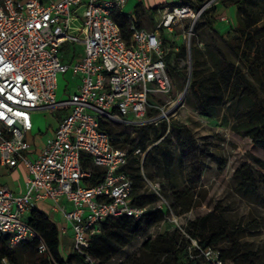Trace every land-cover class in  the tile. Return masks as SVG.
I'll return each mask as SVG.
<instances>
[{
  "label": "built area",
  "instance_id": "2783aa9c",
  "mask_svg": "<svg viewBox=\"0 0 264 264\" xmlns=\"http://www.w3.org/2000/svg\"><path fill=\"white\" fill-rule=\"evenodd\" d=\"M126 1L0 0V163L20 164L27 171L23 192L0 185V234L8 237L10 248L37 239V251L52 258L25 218L31 207L48 202L65 220L57 227L61 241L69 239L70 252L81 255L85 264H95L87 249L102 223L122 215L139 220L149 209L133 203V181L125 169L131 156H140L141 164L144 150L137 146L130 152L117 146L119 137L101 129L100 123L169 126L184 93L168 105L152 103L172 89L166 64L171 49L162 33L182 27L187 51L195 23L220 0H177L158 9L152 29L130 22L127 39L114 17ZM76 43L83 45L80 55ZM65 44L70 47L68 58L60 57ZM188 55L189 51L178 64H185ZM68 71L79 84L58 98V75ZM62 109L66 113L54 132L32 155L26 138L33 126L32 113ZM98 172L101 179L92 183ZM151 187L161 196L159 183ZM158 208H164L165 219L188 238L191 259L231 264L217 248H203L190 237L166 201ZM0 264L10 262L3 257Z\"/></svg>",
  "mask_w": 264,
  "mask_h": 264
},
{
  "label": "rangeland",
  "instance_id": "374dc122",
  "mask_svg": "<svg viewBox=\"0 0 264 264\" xmlns=\"http://www.w3.org/2000/svg\"><path fill=\"white\" fill-rule=\"evenodd\" d=\"M245 7L247 14L243 13L242 18L250 17L254 21L250 30L253 31L256 42L244 43V46L251 52H256L258 48L264 54V0H245ZM226 8L225 4L219 2L211 8L210 13L203 15L195 23L189 41L190 48L187 47V62L181 65L177 63V70L168 68L172 89L166 95H157L152 101L156 105L164 106L169 101H177L184 93L176 113L171 118V124L164 131V144L172 152L173 159H178L181 155L180 166L175 163L174 167L177 173L173 171L175 175L165 176L157 165H151L150 169L144 167L145 178L142 175L138 191L145 195L144 204L152 208L163 205V201L170 205L164 190L171 186L172 181L177 184L189 183L194 186L200 204L182 214H176L172 208L182 229H185L189 220L214 211L229 229L237 231L236 242L252 250L258 264H264V167L256 162V159L264 161V149L253 146L251 139L244 133L231 129L232 124L250 120L258 111L264 112V80L253 77L242 66L225 38L227 33L234 35L237 32L236 11L231 22L226 16V30L219 31L220 22L216 16H225ZM72 26L73 31H76L77 21H72ZM162 34L171 51H178L181 45L186 47L182 27H175L172 32L165 31ZM82 49V44H75L78 54H81ZM68 50L70 47L61 49L60 57L68 58ZM65 74V77L58 75L60 88L65 86L70 72ZM192 79L199 83L202 92L208 94V100L216 105L215 118L202 113L197 96L190 86ZM72 92L73 89L68 87L64 94ZM155 112L150 110V114ZM38 114L43 117V121L45 112ZM173 124L178 128L172 127ZM116 129L123 133V137H134L131 135V126H116ZM128 144L130 141L127 140L125 145ZM241 166L251 173L254 182V187H250L248 191L238 188L240 179L236 173ZM139 170L141 172V167ZM154 183L160 184L161 196L152 190ZM38 209L48 214L47 206L38 205ZM173 226L164 217L163 221L135 237L106 264L119 263L128 255L137 252L147 237L156 236L165 229L171 231ZM68 244V240L61 241L63 256L71 251ZM224 245L228 243L225 242ZM35 259L34 253L24 251L19 262L33 264Z\"/></svg>",
  "mask_w": 264,
  "mask_h": 264
},
{
  "label": "trees",
  "instance_id": "16d2710c",
  "mask_svg": "<svg viewBox=\"0 0 264 264\" xmlns=\"http://www.w3.org/2000/svg\"><path fill=\"white\" fill-rule=\"evenodd\" d=\"M220 2L227 7L234 6L238 16L237 32L234 35H228L227 33L225 36L230 48L236 54L242 66L253 77L264 80V54L258 48L256 52H251L244 46V43L256 42L254 33L250 30L254 21L250 17L249 19L242 18L243 13L247 14L245 0H220ZM208 13L210 11L204 15ZM114 17L123 37L127 39L130 35V18L122 12L115 13ZM137 26L139 27V25ZM67 48L68 45L66 44L62 47V49ZM186 55L187 51L184 45H181L178 51H170L166 57L167 69L177 70L176 64L178 60L185 59ZM173 60L174 63H172ZM190 86L197 96L202 113L210 118H215L217 116V107L208 100V94L199 89L200 85L195 79L190 80ZM166 126V122H160L159 127H154L152 138L156 139L162 136ZM172 127L178 128L174 124ZM100 128L107 131L110 135L119 137V140L116 142L117 146L125 148L130 152L137 146L145 147V139L149 137L146 127L136 129V135L132 138H128L125 135L123 137V133L112 124L101 122ZM134 128H137V126H134ZM231 129L235 132L244 133L251 139L253 146L264 149V112L258 111L253 115L252 119L232 124ZM136 137L138 138L137 142H135ZM127 140L130 141V144L126 146ZM164 142L165 137L162 143L160 142L153 147V152L150 151L148 153L147 159L154 165L159 166L165 176H172V174L175 175L177 173L174 169L175 165L178 164L180 166L181 164V155L178 159L176 157L174 160L172 152ZM129 162L130 164L126 166V172L133 181V203L138 206H146L144 204L145 195L138 191L142 178L139 170L140 166L138 161L134 164L136 162L134 156L129 158ZM256 162L261 167H264V161L256 159ZM173 171H175V174L172 173ZM236 174L240 179L238 183L240 190L248 191L250 187H254L252 175L249 171L242 169L241 166ZM101 176L102 172H98L91 179V182H98ZM171 181L172 179L168 182ZM170 185L167 190H164L165 196L176 214L188 212L200 204L197 201L194 186L187 182L177 184L176 181H172ZM164 215L165 209L156 206L149 208L139 220H134L127 215L109 218L102 223L101 231L92 237L87 252L95 259V264H106L113 256L117 255L125 246L131 243L135 237L163 221ZM28 223L44 240L52 258L37 251V239L28 240L10 248L7 245L8 237L0 234V259L6 257L10 264H20L22 252L29 251L36 255L33 264H85L81 255L73 252H70L66 257L62 255L60 234L55 223L50 220L47 214L36 207H31L28 210ZM184 230L190 237L197 239L203 248H217L221 258L231 264H258L255 261L254 252L236 242L237 231L229 229L222 218L217 216L214 211L204 213L189 220ZM225 242L228 245H224ZM117 264L201 263L197 259L190 258L188 253V238L180 229L175 227L171 231L165 229L156 236L147 237L137 252H133Z\"/></svg>",
  "mask_w": 264,
  "mask_h": 264
},
{
  "label": "crops",
  "instance_id": "0c3cea01",
  "mask_svg": "<svg viewBox=\"0 0 264 264\" xmlns=\"http://www.w3.org/2000/svg\"><path fill=\"white\" fill-rule=\"evenodd\" d=\"M177 2V0H127L124 6L122 7L121 11L124 14H126L131 22L135 23L136 25H139V27H144L147 29H152L157 21V15H158V9L165 8V7H171ZM226 14L225 16H228L229 21L231 22L233 18H235L236 14V8L234 6H230L226 8ZM117 13V12H116ZM217 21L220 22L219 31L223 32L226 30V21L225 19H221V17H217ZM225 26V27H221ZM68 49V48H67ZM70 55V52L67 54ZM76 55V54H75ZM78 55V54H77ZM80 55V54H79ZM70 57V56H69ZM66 74H62V77H65ZM79 84V78L75 75H73L70 72V75L68 77L67 82L65 83V86L63 88H60L58 86L57 89V97L62 98L65 96V91L68 89V87H71L73 89V92L76 90L77 86ZM42 111H34L32 113V122L33 126L31 131H29L26 135L27 140L31 143L32 146V155H35L38 153V151L41 149V147L44 145L46 139L52 135L54 132V129L57 127L58 122L61 120V118L66 113V110H58V111H43L45 112L44 120L42 116H40L38 113ZM160 123L157 125L159 127ZM142 127H146L147 132H149V137L145 139L146 146L141 147L144 150L142 157L141 164L140 156H134L136 159V162L141 167V172L145 178L144 175V167L145 169H150L151 165H154L150 161H148L147 156L150 151L153 152V147L158 144L162 143L164 136V133L162 136L153 139L152 135L154 130L151 129V125H138L137 128H133V131L131 132V135L135 136L137 130ZM156 128V126H154ZM138 138H135V142H137ZM130 162L126 164L129 165ZM133 164V163H132ZM125 166V169H126ZM26 177H27V171L24 168L23 165H17L15 167H9L7 165H4L0 163V185H6L10 189L17 191V192H23L25 189V183H26ZM38 205H43L48 207V216L52 222L55 223L56 227L59 225H64L65 220L63 216L60 213H56L50 208V204L48 202H39L35 207L38 209ZM28 215V211L26 213ZM25 214V216H26ZM28 219V217H25ZM69 230V234H70ZM68 242H70L69 239ZM62 253V252H61ZM66 257V256H64Z\"/></svg>",
  "mask_w": 264,
  "mask_h": 264
}]
</instances>
